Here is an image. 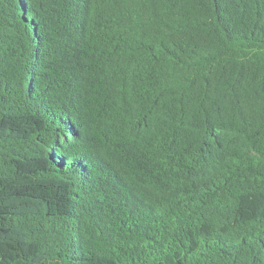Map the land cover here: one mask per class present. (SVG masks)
<instances>
[{
  "label": "trees",
  "instance_id": "16d2710c",
  "mask_svg": "<svg viewBox=\"0 0 264 264\" xmlns=\"http://www.w3.org/2000/svg\"><path fill=\"white\" fill-rule=\"evenodd\" d=\"M0 264H264V0H0Z\"/></svg>",
  "mask_w": 264,
  "mask_h": 264
}]
</instances>
